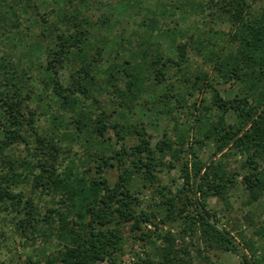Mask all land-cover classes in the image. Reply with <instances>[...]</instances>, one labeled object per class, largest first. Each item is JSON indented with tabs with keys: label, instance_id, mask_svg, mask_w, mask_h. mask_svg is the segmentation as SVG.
<instances>
[{
	"label": "trees",
	"instance_id": "trees-1",
	"mask_svg": "<svg viewBox=\"0 0 264 264\" xmlns=\"http://www.w3.org/2000/svg\"><path fill=\"white\" fill-rule=\"evenodd\" d=\"M106 1L111 12L94 17L97 0H0V214L31 247L40 241L22 264H117L124 227L136 233L147 224L154 231L140 239L154 247L157 264H192L177 237L152 242L159 224L179 223L182 240L197 235L208 249L234 252V238L211 222L207 198L225 201L239 175L248 204L264 192V9L244 0H165L159 11L143 0ZM131 18L139 20L128 29ZM215 21L234 28L229 52L207 37ZM189 54L209 68V79L188 69ZM225 79L241 84L242 97L220 95L215 84ZM196 92H209L211 106L194 116L195 141L185 148L187 130L151 147L143 114L173 102L183 109ZM41 118H65L74 129L41 130ZM195 143L215 144L214 156L226 148L240 154L238 171L203 163ZM183 153L182 185L173 190L156 172L165 158L174 168ZM141 189L158 199L147 210L134 195ZM45 196L43 214L37 202ZM51 240L56 248L46 251ZM239 245L255 258L252 242Z\"/></svg>",
	"mask_w": 264,
	"mask_h": 264
},
{
	"label": "rangeland",
	"instance_id": "rangeland-1",
	"mask_svg": "<svg viewBox=\"0 0 264 264\" xmlns=\"http://www.w3.org/2000/svg\"><path fill=\"white\" fill-rule=\"evenodd\" d=\"M97 1L99 3V7L97 9H95V6L92 7L90 9L91 15L96 17L100 16L101 13L108 14L111 12L110 8L106 6V0ZM144 1V5L154 8L156 11H159L160 5L165 2V0H143V2ZM244 1L246 4H250L255 12L264 9V0ZM50 7H52V5H50ZM138 20L139 18H135L134 20L131 18L128 20L129 22L127 23L126 21L124 25H126L127 28H135V23ZM215 22L216 23L213 25H210V28H212L211 31L205 28L207 32L210 31L207 37L217 47L227 45L225 51L229 52L228 45L231 44L228 42V35L234 32V28L225 22ZM181 25L185 27V24ZM201 29L204 28L201 26ZM187 67L191 72H196L198 69H202L203 75L206 76H202L203 79H209V77L212 76V73L208 70L209 68L203 66L201 60L193 54H189ZM215 88L225 99L232 98L236 94L242 97L244 89L241 84H232V81L229 79L219 80L216 82ZM254 98H257L256 95ZM114 103H117L116 100ZM171 104L172 106L166 107H162V105L157 106L156 113L146 112L143 114L146 141L151 147H154L156 143L162 141L164 135L166 138L174 141L177 135L188 130V132H186L187 135L185 134V143H187L185 148L188 149L189 144L195 141L194 139L196 135L198 137L199 130L196 128L191 129L194 116L202 115V109L204 107L211 106V94L209 92H196L192 98H188V106L180 110L175 109L174 102ZM31 107L34 108L35 104H31ZM137 109L138 108H136V110ZM159 109H161L162 112L159 111ZM215 114L214 110L211 111L208 114V118L214 119ZM226 120L227 123L234 124L236 118L232 112H229L226 116ZM40 126L41 130L51 129L56 133L71 132L74 129V126L65 118L50 119L49 121L46 118H41ZM196 132L197 134H194ZM199 133H201L202 136V132ZM112 146L114 149L119 148V144L117 145L113 141ZM24 149L25 147H20L17 148L16 151L25 155ZM193 149L200 161L208 163L209 161L215 159L216 162H221L230 174L238 171L237 169L243 161V157H241L240 154L229 152L228 148L224 150L225 153L223 155L214 156L213 153L215 152L216 145L213 143H206L202 147H199L195 143L193 145ZM156 158L158 159L159 157ZM180 158V162L175 164L172 169L168 168V163L171 161L170 158H165L162 160L163 166H159L158 172H156L161 184L166 185L173 190L180 188L182 185L179 169L181 163L188 159L187 154L185 153L181 154ZM263 166L264 164H262V167ZM108 176L111 179H115L114 173H109ZM241 181V175L236 177V184L227 191V194H225V201L216 196H209L207 198L208 209L215 214V217L211 219V222L215 223L219 229H225L228 231L230 236L234 238L235 245H238L234 252L219 249H208V247L205 246L201 240H199L197 235L193 236V238L183 236L182 240V235L178 237L182 227L179 223H173L171 225L159 224L158 230L155 231L156 235H154L151 239L152 242L159 247L163 243L160 239L162 237L157 238L156 236L169 233L177 237L176 247L185 248L190 252L192 264H245L243 255L247 256L246 264H254L255 260L260 261V264H264V192L256 202L248 204L247 192ZM187 194L189 197H193L190 192H187ZM134 195L142 202V205L139 207L140 210H147V206L158 202L157 197L152 195L151 190L141 189V192H137ZM50 201V198L46 196L45 198L38 199L37 203L43 214L46 212V208L50 207ZM2 218L3 216L0 214V263L22 264L25 259L33 258L34 255L37 254L35 253L34 248L37 249L40 245L39 239H37V244L34 248L31 247L28 240L19 236L11 229V225L3 224ZM153 231L154 228L149 224L144 225L142 227V231L136 233H131L128 226H125L123 230L125 244L123 245L121 254L118 255L117 264H145L146 260H151L157 264L158 258L156 257L154 247L148 244L145 240L140 239L141 233L143 235ZM243 241H250L253 243V252L256 255L255 258L249 257L248 252L241 248L239 243L241 244ZM55 248L56 242L54 240H51L45 246L46 251H52Z\"/></svg>",
	"mask_w": 264,
	"mask_h": 264
}]
</instances>
